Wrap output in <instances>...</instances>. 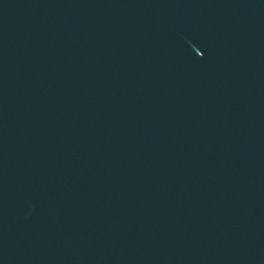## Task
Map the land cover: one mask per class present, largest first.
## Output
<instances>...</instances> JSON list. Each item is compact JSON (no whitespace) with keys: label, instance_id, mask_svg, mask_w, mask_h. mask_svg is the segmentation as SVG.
I'll list each match as a JSON object with an SVG mask.
<instances>
[{"label":"water","instance_id":"obj_1","mask_svg":"<svg viewBox=\"0 0 264 264\" xmlns=\"http://www.w3.org/2000/svg\"><path fill=\"white\" fill-rule=\"evenodd\" d=\"M0 264H264V0H0Z\"/></svg>","mask_w":264,"mask_h":264}]
</instances>
